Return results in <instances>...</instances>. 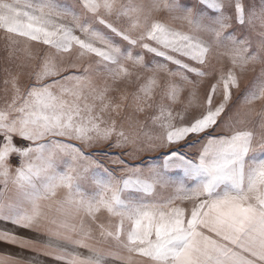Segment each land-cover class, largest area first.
Listing matches in <instances>:
<instances>
[{"label":"snow or ice","instance_id":"1","mask_svg":"<svg viewBox=\"0 0 264 264\" xmlns=\"http://www.w3.org/2000/svg\"><path fill=\"white\" fill-rule=\"evenodd\" d=\"M0 264H264V0H0Z\"/></svg>","mask_w":264,"mask_h":264},{"label":"crops","instance_id":"2","mask_svg":"<svg viewBox=\"0 0 264 264\" xmlns=\"http://www.w3.org/2000/svg\"><path fill=\"white\" fill-rule=\"evenodd\" d=\"M2 35H3V33H2V32H0V37H2Z\"/></svg>","mask_w":264,"mask_h":264}]
</instances>
